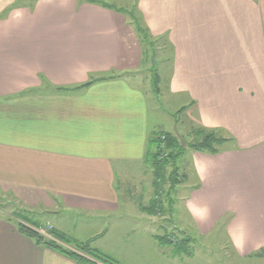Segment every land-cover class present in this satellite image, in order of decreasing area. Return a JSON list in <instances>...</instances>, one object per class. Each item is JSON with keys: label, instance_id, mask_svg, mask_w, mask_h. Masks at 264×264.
I'll list each match as a JSON object with an SVG mask.
<instances>
[{"label": "crops", "instance_id": "obj_1", "mask_svg": "<svg viewBox=\"0 0 264 264\" xmlns=\"http://www.w3.org/2000/svg\"><path fill=\"white\" fill-rule=\"evenodd\" d=\"M136 1L152 50L113 4L0 0V190L59 220L88 218L93 242L102 223H144L133 194L163 125L132 82L164 38L168 94L184 100L189 128L226 140L216 155L190 151L185 208L201 234L229 216L239 258L264 250V0ZM15 225L0 217V264H80Z\"/></svg>", "mask_w": 264, "mask_h": 264}, {"label": "rangeland", "instance_id": "obj_2", "mask_svg": "<svg viewBox=\"0 0 264 264\" xmlns=\"http://www.w3.org/2000/svg\"><path fill=\"white\" fill-rule=\"evenodd\" d=\"M96 1L113 4L114 8L123 10L115 13L123 15L135 31L141 23H144L137 9H135L136 0ZM31 2L32 0H17L16 7L23 8L24 5L26 6ZM148 47L150 49L149 45ZM157 47L160 50H157L155 57L147 53V59L151 58L150 62H147L142 73L137 74L138 77L133 80L132 84L142 88L146 86L150 92L148 99L150 100L151 119L156 125H163L154 133H172L176 125L177 132L186 139L187 143H191L196 138L192 135L191 128H189L190 124L183 114L184 112L178 114L184 106V100L168 94L167 81L170 66L169 62L165 61L168 58V46L164 38L159 40ZM152 57L155 65L152 64ZM154 67H156L155 70L160 77L158 96L153 93L151 86ZM175 115L178 118L176 124ZM190 151L188 149L177 162L179 183L174 185L169 180L173 167H163V174H157L155 177L151 162L145 160L144 172L140 181L142 188L136 186L137 190L133 194L134 201H136L135 206L140 210L142 207H147L155 199L160 203L161 214L156 216L144 214L146 215L144 216L146 217L145 222L149 225L137 221L135 216L102 223V227L105 228L104 233L107 235L92 242L91 247L110 255L120 264H264V258L252 255L239 258L232 250L225 228L230 221L229 216L221 219L208 234H201L192 222L185 208V200L189 195L193 179L195 180L193 168L190 167ZM130 184L128 186L129 191L126 193L132 195ZM170 202L172 210L168 212ZM42 210L39 208L38 211L29 210L9 193L0 190V217L11 219L17 224L20 221L18 217L23 216L44 229V236L47 238H50L48 232L57 227L64 228L63 232H66V236L84 242L88 241L93 234L92 232L99 228L95 222L85 221L88 218L80 217L77 214L68 213L67 217L70 220H59L48 213L40 212ZM130 212L132 216L133 213ZM182 234L189 237L190 243L185 249L189 254L181 257H173L172 252L170 254V248L168 246L160 247L152 236L170 235L180 240Z\"/></svg>", "mask_w": 264, "mask_h": 264}, {"label": "trees", "instance_id": "obj_3", "mask_svg": "<svg viewBox=\"0 0 264 264\" xmlns=\"http://www.w3.org/2000/svg\"><path fill=\"white\" fill-rule=\"evenodd\" d=\"M34 1L36 0H32V2ZM84 1L92 4L96 3L94 0ZM103 7L108 8L106 5H103ZM136 31L142 45L145 47H148L149 45L152 50L151 38L147 29L140 24L139 27L136 28ZM152 75V91L156 96H158L159 77L155 73L154 69H152ZM59 90L67 89L59 88ZM184 110V108L180 109L178 114L182 113ZM174 119L175 123L178 122L177 115H175ZM191 132L196 138V140L191 143H187L186 139L179 134L182 137L185 146L181 145L179 138L174 132H153L150 135L145 160L147 162H151V166L154 168L155 177H157V174H163V167L170 166L173 167V171L170 173L171 176H169V180L172 185L178 184L179 168L177 167V162L180 158H182L186 150L190 149L200 153L216 155L220 152L223 144L226 143V140L213 130L198 128L191 129ZM171 210L172 208L170 202L168 212H171ZM141 211L149 216H156L161 214L162 209L159 201H155V199H153L147 207H142ZM18 219L20 221L15 225L18 233L34 241L36 245L48 246L52 250L69 257L80 264H120L110 255L103 253L97 248H92L91 244L94 239L82 242L52 229L48 232L50 238H47L38 232L41 227L36 223L29 221L23 216L18 217ZM153 238L160 247L168 246L170 248V254L172 252L173 257H181L189 254V252L185 250L190 243V239L186 234H182L180 240H177V238L170 235L154 236ZM252 256L264 258V250H260Z\"/></svg>", "mask_w": 264, "mask_h": 264}, {"label": "water", "instance_id": "obj_4", "mask_svg": "<svg viewBox=\"0 0 264 264\" xmlns=\"http://www.w3.org/2000/svg\"><path fill=\"white\" fill-rule=\"evenodd\" d=\"M152 64L154 65L153 57H152ZM173 132H174V133L176 134V136L179 138V141H180L181 145H182V146H185L182 137L179 135V133H178L177 130H176V126H174V131H173Z\"/></svg>", "mask_w": 264, "mask_h": 264}, {"label": "built area", "instance_id": "obj_5", "mask_svg": "<svg viewBox=\"0 0 264 264\" xmlns=\"http://www.w3.org/2000/svg\"><path fill=\"white\" fill-rule=\"evenodd\" d=\"M38 232L41 233L42 235L45 234V230H43V229L38 230Z\"/></svg>", "mask_w": 264, "mask_h": 264}]
</instances>
